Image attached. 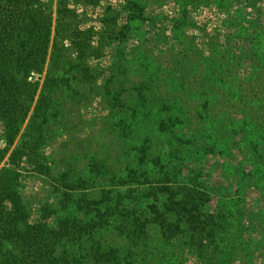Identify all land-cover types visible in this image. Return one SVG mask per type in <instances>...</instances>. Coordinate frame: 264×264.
I'll return each instance as SVG.
<instances>
[{
    "label": "rangeland",
    "instance_id": "374dc122",
    "mask_svg": "<svg viewBox=\"0 0 264 264\" xmlns=\"http://www.w3.org/2000/svg\"><path fill=\"white\" fill-rule=\"evenodd\" d=\"M42 1L43 8H50L52 12L49 57L55 50L54 60L51 61L52 56L48 59L45 73L50 67V75L57 79L59 89L51 94L48 107L44 132L47 144L36 149L50 173L38 175L35 172L37 161L29 158L25 159L24 170H21L19 187L30 222H37L44 204L56 207L59 195L56 189L63 186L62 182L58 183L59 176L68 172L73 180L82 177V183L76 185H84L72 191L74 201L84 194L87 198L104 200L101 211L108 216L101 219V223L105 222L107 228L99 231L98 239L103 244L123 249L128 243L118 233L121 230L117 223L127 219L126 226L131 227L132 219L124 214L133 211V204L135 210L138 205L139 215L152 204L163 210L167 200L166 193L161 192L163 187L174 191L188 186L204 194L201 218H215L202 226L213 230V236L205 234L199 241L186 233L167 243L159 225H151L149 232H144V237L148 233L147 239L141 241L155 248L149 260L146 253L138 257L135 264H264V158H259L264 151V125L260 122L255 127L257 134H263L255 144L248 136L254 127L249 117L254 115L261 121L264 104L256 103L255 99H250V94L242 91L239 103L223 109L228 121L224 134L219 135L213 130L215 120L200 118L201 114L191 109L192 104L180 105L183 111L179 106L173 110L172 114H179L184 120L167 134L172 136V141H167L165 135L157 141L150 125L134 127L127 137L117 128L120 115L132 114L134 107L144 105L150 97L153 75L168 67L167 51L172 49L179 56L186 54L184 40L187 37L193 39V46L188 48L194 47L201 59L200 66H206L214 58L213 42L236 55L249 52L255 37L264 34V0H228L226 9L215 2L189 3L184 7L178 0H149L144 7L147 20L131 32L125 46L119 40L106 42L103 36L108 29L105 19L110 14L114 15L118 28L128 23L130 13L126 0ZM182 16H185V24L176 30V21ZM244 26L247 27L245 32L242 31ZM141 48L147 51L144 57L148 65L153 66L151 72L142 70L138 60ZM241 60L240 66L235 67L236 76L246 80L253 73L252 61L249 57ZM44 77L45 74L41 82ZM146 78L150 84L146 83ZM243 103L248 110L243 109ZM34 105L11 151L21 147V136L30 129L28 122ZM198 123L201 126L209 123L210 127L204 134L200 130L196 132ZM192 131L196 132L197 139L187 140L195 133ZM2 134L0 121V138ZM212 135L216 140L221 139L222 146L203 154V146L210 145ZM174 136L184 140L177 149L174 143L179 145V141ZM0 146L5 147L2 140ZM136 147L146 158L144 164L134 160L132 150ZM97 165L104 172L99 179L92 176L93 167ZM127 169L138 171L135 181L129 184L125 183ZM117 171L122 172L119 178L112 176ZM147 215L152 217L149 212ZM50 223L53 225L52 219ZM93 235H87V240H83L85 244L79 243L80 246L86 249L96 244L97 238ZM81 250L77 252L82 253Z\"/></svg>",
    "mask_w": 264,
    "mask_h": 264
},
{
    "label": "trees",
    "instance_id": "16d2710c",
    "mask_svg": "<svg viewBox=\"0 0 264 264\" xmlns=\"http://www.w3.org/2000/svg\"><path fill=\"white\" fill-rule=\"evenodd\" d=\"M147 1L149 0H126L130 15L128 23L122 28L116 26L115 17L110 14L105 19L108 29L103 40L106 42L119 40L125 46L131 32L147 20L144 14ZM178 1L184 7L189 3L207 5L215 2L222 9H226L228 2V0ZM43 7L45 6L42 0H0V121L3 123L0 141L5 143V147L0 146V264H135L138 257L145 256L146 253L149 260L150 253L155 248L153 245L150 248L144 244L145 241H141L147 239L148 233L144 237V232H149L151 225L156 227L159 225L164 238L161 237L167 243L186 233H191L199 241L207 234L212 237L213 230L202 226V223L215 218L213 216L209 219L201 218L200 205L204 202V194L197 188L188 186L174 191L165 186L161 190L167 195L163 210L157 204H152L146 212L139 215L138 205L135 210L133 204V211L124 214L132 219L131 227L126 226L127 219H120L117 223L118 229L121 230H118V233L128 245L122 249L118 245L103 244L97 235L100 234L99 231L107 228L104 227V221V225L101 223V219L108 216L101 211L104 200L87 198L84 194L74 201L72 191L79 189L80 186L83 188L84 185H76L82 183L80 181L82 177L73 180L68 172L59 176L58 183L62 182L63 186L56 189L59 192L55 200L56 207L51 208L50 204H44L37 222H30L29 211L19 187L21 170H24L25 159L29 158L37 161L35 172L38 175L47 176L50 173V168L42 163V154L36 149L47 144L45 126L48 122V107L51 103V94L59 89L57 79L50 75V67L45 73L48 59L52 56L51 61L54 60L55 50L53 49L49 57L53 20L51 9ZM185 20V16H182L176 21V30L181 29ZM242 31H247V27L244 26ZM184 42L187 46L186 54L179 56L172 49L165 54L169 56L168 67L153 75L154 86L144 105L134 107L130 115L119 116L117 128L122 130L120 134L127 137L134 127L146 128V125H150L157 141L162 139V135L166 136L167 141L168 139L172 141V136L167 134L184 120L179 114L172 112L178 106V109L183 111V106H180L183 104H192L191 109H196L201 114L200 118L209 117L215 120L213 130L218 132V135L224 134L228 119L223 109L239 103L243 98L242 91L247 93L246 95L250 94V99H255L256 103L264 104V34L255 37L249 52H242L239 55L213 42L211 54L214 58L210 59L206 66H200L201 59L194 47L188 48L193 46V39L187 37ZM140 51L138 60L143 67L142 70L151 72L153 66L148 65L149 62L144 57L147 56V51L143 52L142 48ZM190 54L191 59H186ZM243 57L251 59L253 73L246 80H239L235 67L240 66ZM50 66H53V63H50ZM43 74L45 77L41 82ZM146 83H149L147 78ZM33 105L31 121L28 122L30 129L22 134L21 147L11 151ZM243 109L248 110L247 104L243 103ZM263 116L261 115V121L254 115L249 117L251 122H254V127L248 132L253 144L263 137V134L255 132L256 125L260 122L264 125ZM209 127V123L203 126L198 123L195 131L200 130L204 134L205 129ZM196 132L191 133L187 140L197 139ZM119 133L115 135L120 136ZM178 141L179 145L174 143L176 149L178 146L181 147L184 140ZM209 144L203 146V154L206 151L213 152L216 146H222L221 139L216 140L214 135L211 136ZM140 150L138 147L133 148L134 160L144 164L146 158L142 156ZM259 158H264V151ZM152 164L155 166L153 160ZM127 170L129 172L125 183L129 184L135 181L138 168ZM103 174L98 165L93 167L92 176L96 179ZM114 175L120 177L122 172H114L112 176ZM122 195L120 193V196ZM107 210L109 212V207ZM147 212L152 217L147 215ZM90 216L95 218L87 219ZM51 219L53 225L50 223ZM137 223L139 225H136ZM92 233L94 234L92 237L97 238L96 244L94 242L86 249L82 248L85 244L83 240L85 238L87 240V235ZM80 248L82 253L77 252ZM87 256L89 258L86 259Z\"/></svg>",
    "mask_w": 264,
    "mask_h": 264
}]
</instances>
